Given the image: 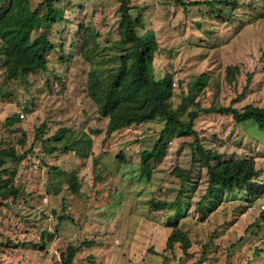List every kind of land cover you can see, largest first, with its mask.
I'll return each instance as SVG.
<instances>
[{"label": "rangeland", "instance_id": "obj_1", "mask_svg": "<svg viewBox=\"0 0 264 264\" xmlns=\"http://www.w3.org/2000/svg\"><path fill=\"white\" fill-rule=\"evenodd\" d=\"M28 1L31 10L41 0ZM8 3L0 2V20ZM56 4L65 19L50 31L55 49L48 53L47 69L8 81L0 56V88L11 90L0 97V141L24 154L9 160L10 169L2 175L16 171L19 195L0 196V264L59 263L69 243L88 239L95 243L77 253L76 264H162L165 259L168 264H264V128L221 112L196 118L205 146L226 158L254 157L260 170L255 192L226 190L221 200L201 207L208 174L193 161L195 136L172 137L148 170L141 154L154 146L165 119L107 136L109 118L90 94L93 73L104 78L121 61L119 1ZM131 5L133 15L141 12L146 27L155 31L153 71L156 78L172 75L173 106L203 72L210 73L209 83L192 93L203 106L264 105V0H217L214 7H184L174 0H131ZM228 65L239 67L232 81ZM249 73L252 82L245 88ZM192 98L185 118L195 108ZM10 116L13 123L7 121ZM177 166L192 170L189 181ZM72 174L77 188L71 186ZM159 202L167 205L154 207ZM175 221L191 238L187 252L181 242L168 248ZM44 230L56 234L41 249L32 242Z\"/></svg>", "mask_w": 264, "mask_h": 264}, {"label": "trees", "instance_id": "obj_2", "mask_svg": "<svg viewBox=\"0 0 264 264\" xmlns=\"http://www.w3.org/2000/svg\"><path fill=\"white\" fill-rule=\"evenodd\" d=\"M57 1L59 0H41L30 10L28 0H9L8 7L0 20V56L2 55L4 60L6 80L26 79L32 73L47 69L48 53L55 49L50 31L55 23L65 19L63 9L57 6ZM118 1V11L121 13L120 33L124 45L120 54L121 61L104 78L93 73L90 85L91 96L99 104L101 113L109 118L107 136L119 129L163 117L165 124L159 138L152 148L142 151L141 162L144 167L149 170V161L165 154L169 141L175 135H194L193 161H199L208 174V187L199 201L201 207L209 208L214 198L221 200L226 190L233 191L239 188L255 192L258 188L256 178L260 175L255 158L224 157L222 153L203 144L194 124L201 113L221 112L230 114L237 122L252 119L264 128V105L249 103L242 110L232 105L203 106L200 100L192 98L195 90L201 92L209 83L210 73L203 72L189 84V92L184 94L181 104L178 107L173 106L172 75L167 73L163 77L156 78L153 71L154 53L158 48L155 31L146 27L141 12L136 16L133 15L131 0ZM174 1L184 7L191 5L214 7L217 2V0ZM228 1L232 4L237 3V0ZM139 28L145 31L141 33ZM238 70L237 65H228L227 73L231 81L235 79ZM251 82L252 74L249 73L245 88H248ZM5 95H11V90L0 88V97ZM189 98H192L191 103L195 108L189 110L188 118H185L183 114ZM7 121L13 123L14 118L7 117ZM43 130V125L37 129L38 137ZM60 136L58 135L57 139L61 138ZM22 156L17 155L15 147H3L0 141V196L3 198L10 196L16 198L19 195V188L14 181L16 171L11 170L10 175L5 178L2 175L10 169L7 166L9 160L16 161ZM175 171L184 181L190 180L191 169L186 170L177 166ZM69 180L71 186L77 188L78 180L74 174ZM166 205L167 202L154 203V207L157 208ZM65 217L67 216L64 215L60 219ZM256 223L257 220L251 225L254 226ZM170 224L174 229L168 236V248L173 250L175 243L181 242L183 250L187 252L191 246L188 232L179 227L178 221ZM55 234L44 230L40 240L33 241L32 244L45 249ZM94 243V239L84 240L80 244L69 243L59 263L54 264H76L77 253ZM162 264H168L166 259Z\"/></svg>", "mask_w": 264, "mask_h": 264}, {"label": "built area", "instance_id": "obj_3", "mask_svg": "<svg viewBox=\"0 0 264 264\" xmlns=\"http://www.w3.org/2000/svg\"><path fill=\"white\" fill-rule=\"evenodd\" d=\"M18 111H19V113L21 114L22 117L25 116V113H24V111H22V109H19Z\"/></svg>", "mask_w": 264, "mask_h": 264}]
</instances>
